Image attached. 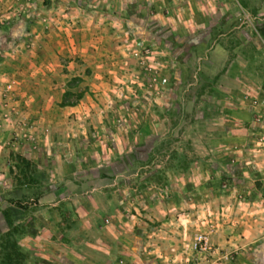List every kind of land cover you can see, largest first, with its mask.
<instances>
[{
    "label": "rangeland",
    "instance_id": "374dc122",
    "mask_svg": "<svg viewBox=\"0 0 264 264\" xmlns=\"http://www.w3.org/2000/svg\"><path fill=\"white\" fill-rule=\"evenodd\" d=\"M177 3L199 9L192 15L209 44L215 31L206 21L226 8L220 31L232 37L220 39H248L240 48L264 72V0ZM122 43L108 90L88 93L96 106L72 120L67 107L43 109L54 124L23 111L17 79L0 76V264H264V232L240 244L237 229L264 218L256 183L264 114L253 104L264 90L238 96L241 119L232 123L225 98L171 86L178 68L164 60L162 43ZM228 124L235 139L211 140ZM200 232L209 253L192 247Z\"/></svg>",
    "mask_w": 264,
    "mask_h": 264
},
{
    "label": "crops",
    "instance_id": "0c3cea01",
    "mask_svg": "<svg viewBox=\"0 0 264 264\" xmlns=\"http://www.w3.org/2000/svg\"><path fill=\"white\" fill-rule=\"evenodd\" d=\"M176 1L0 0V76L17 79L23 111H36L40 117L44 114L45 122L54 124L43 109L67 107L72 120L74 116L83 115L84 109L96 106L89 100L88 93L104 94L108 90V78L114 77L109 73L118 70V60L113 59L119 58L117 51L123 40L129 36L137 41H156L162 43L167 64L178 68L171 86L179 95L192 86L201 97L209 93L225 98L227 118L236 122L241 119L237 112L238 96L245 91L260 93L264 90V72L256 71L252 65L254 59L240 48L248 39L238 45L220 39V36L229 39L232 34L221 33L220 27L226 26L222 24L226 18L219 22L218 14L223 15L227 9H219L215 4L213 14L206 21V32L214 29L215 38L210 44L202 41L199 39L202 20L192 15L198 14L199 9L183 3L175 5ZM158 2L162 10L155 11ZM155 30L161 31L160 36H155ZM185 83L190 86L185 87ZM169 87L165 90L167 100L171 93ZM65 93H76L77 97L69 100ZM248 107L251 110V106ZM251 116L248 113L247 118ZM148 137L155 139L151 134ZM235 137L233 125L228 124L224 135H215L211 140L230 142ZM261 144L264 145L262 141ZM262 151L259 159L263 168L259 170L261 176L256 183L264 188V148ZM219 170L215 168V172ZM237 229L244 234L238 237L239 243H248L252 236L264 232V218H255Z\"/></svg>",
    "mask_w": 264,
    "mask_h": 264
},
{
    "label": "built area",
    "instance_id": "2783aa9c",
    "mask_svg": "<svg viewBox=\"0 0 264 264\" xmlns=\"http://www.w3.org/2000/svg\"><path fill=\"white\" fill-rule=\"evenodd\" d=\"M29 1V0H26ZM253 104H259L262 107V113L264 114V98L260 100H253ZM264 144V136H260L259 142ZM193 249L198 253H209L211 246L209 244L208 238L204 233H197L192 241Z\"/></svg>",
    "mask_w": 264,
    "mask_h": 264
},
{
    "label": "trees",
    "instance_id": "16d2710c",
    "mask_svg": "<svg viewBox=\"0 0 264 264\" xmlns=\"http://www.w3.org/2000/svg\"><path fill=\"white\" fill-rule=\"evenodd\" d=\"M11 246H12V247H13V246L15 247L14 242L11 243ZM14 247H13V248H14ZM11 257H12V254H11V253H7L6 256H5V260L9 262L10 259H11Z\"/></svg>",
    "mask_w": 264,
    "mask_h": 264
}]
</instances>
